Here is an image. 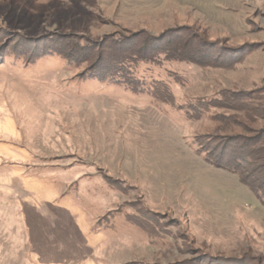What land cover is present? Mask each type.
<instances>
[{"label":"rangeland","instance_id":"obj_1","mask_svg":"<svg viewBox=\"0 0 264 264\" xmlns=\"http://www.w3.org/2000/svg\"><path fill=\"white\" fill-rule=\"evenodd\" d=\"M165 32L172 44L193 41L196 57L207 42L222 62L132 68L145 92L168 85L166 104L86 78L89 63L22 54L84 38L94 58L107 57L116 38L135 48ZM225 92L243 108L202 107ZM256 132L264 0H0V264H175L212 254L264 264V207L194 144Z\"/></svg>","mask_w":264,"mask_h":264},{"label":"trees","instance_id":"obj_2","mask_svg":"<svg viewBox=\"0 0 264 264\" xmlns=\"http://www.w3.org/2000/svg\"><path fill=\"white\" fill-rule=\"evenodd\" d=\"M165 32L158 36H148L142 41H135L132 48L128 46L129 39H114L115 45H119L118 48L115 47L111 55L105 57V55L99 51L97 53V58L94 50L91 47V43L82 38L79 42L78 48L72 47L71 49L59 50L54 47H47L48 45H43L41 51L36 53L33 57L27 55L28 52L22 53L29 59V61H36L37 59H42L49 56L50 53H55L60 55L64 60L66 59L69 63L74 65H79V63H89L86 71L82 74L90 80L97 79L100 82H114L116 84L124 85L132 94H144V88L139 85V81L133 78L131 71L135 68L137 64L143 65H159L164 64L167 61L171 62H185L190 65H197L202 68H221L222 62L219 59L218 53L212 51V47L208 43H200L199 53H202L199 57L196 55L188 53L191 51L193 41H187L184 44L172 40L171 36ZM131 40V39H130ZM112 43V42H110ZM46 48L50 52H46ZM40 50L39 48H35ZM77 49V52L76 50ZM109 49V47H108ZM196 49V48H194ZM87 50L90 53L89 57L78 56L77 53ZM195 51V50H194ZM87 53V54H88ZM35 54V53H32ZM95 54V55H94ZM198 54V53H197ZM92 57V58H91ZM91 59V60H90ZM218 59L220 61H218ZM220 62V63H218ZM168 85L164 84L162 81H156L153 83L149 90L145 92L154 100L161 102L163 104L170 103L172 97L170 95ZM219 97L208 100V102H202V107H216V108H229L233 110H238L243 108L242 101L238 98L237 94L225 92ZM237 97V98H236ZM240 100V101H239ZM256 107V106H255ZM257 108V107H256ZM254 115H261L259 110H254ZM203 110V109H202ZM189 117V116H188ZM191 118V117H189ZM193 118V117H192ZM264 132L253 133L251 137H209L203 138L197 136L195 143L197 145L196 151L202 155L204 161L208 165L225 170L233 175H235L241 184L246 186L251 192H254L261 206L264 207ZM207 139V140H206ZM215 261L203 259H192V260H181L175 264H244L240 263V259L237 261L227 260L226 256L212 254ZM220 258V259H217ZM227 260V263L223 259ZM126 264H137L134 262H127ZM248 264V263H247Z\"/></svg>","mask_w":264,"mask_h":264}]
</instances>
